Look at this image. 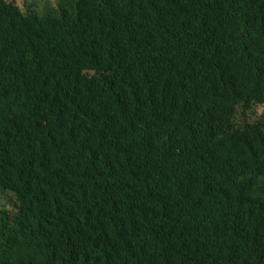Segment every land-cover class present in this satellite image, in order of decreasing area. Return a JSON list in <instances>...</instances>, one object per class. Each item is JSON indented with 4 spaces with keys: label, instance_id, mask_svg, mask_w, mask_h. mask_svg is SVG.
I'll use <instances>...</instances> for the list:
<instances>
[{
    "label": "trees",
    "instance_id": "16d2710c",
    "mask_svg": "<svg viewBox=\"0 0 264 264\" xmlns=\"http://www.w3.org/2000/svg\"><path fill=\"white\" fill-rule=\"evenodd\" d=\"M57 1L0 0V264H264V0Z\"/></svg>",
    "mask_w": 264,
    "mask_h": 264
},
{
    "label": "clouds",
    "instance_id": "9594fccd",
    "mask_svg": "<svg viewBox=\"0 0 264 264\" xmlns=\"http://www.w3.org/2000/svg\"><path fill=\"white\" fill-rule=\"evenodd\" d=\"M194 18L190 15H186V16H182V24L180 26V28L177 29V34L175 37V41H176V45H175V49H173V51H180L181 53L183 52H189L191 53L193 56L196 55V45H192V44H187V43H181L180 39L183 36V34H185V32H187L188 28L190 27L191 23H193ZM133 48L135 49V53L138 55L136 48L133 45ZM83 50V55L82 58L84 61H88L89 59H92L93 56L89 55L85 49ZM118 70L120 71V68H118ZM129 70V68H127V71ZM126 73V72H123ZM116 74V72H115ZM248 172L252 173V174H258L259 175V179H260V188H259V195L260 198H263V191H264V159L261 160L260 156H256L254 157L248 164Z\"/></svg>",
    "mask_w": 264,
    "mask_h": 264
},
{
    "label": "rangeland",
    "instance_id": "374dc122",
    "mask_svg": "<svg viewBox=\"0 0 264 264\" xmlns=\"http://www.w3.org/2000/svg\"><path fill=\"white\" fill-rule=\"evenodd\" d=\"M14 2H16V4H18L20 7H25L29 12L32 11H36L37 14L39 15H44L46 10L44 8L46 3H51L53 5H58V1L57 0H12ZM5 195V197H4ZM4 202L6 203H14L16 202V199L14 197V195H12L11 193H5L0 195V206H2L4 204Z\"/></svg>",
    "mask_w": 264,
    "mask_h": 264
}]
</instances>
